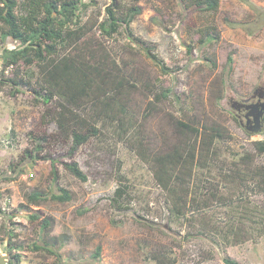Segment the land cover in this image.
I'll return each instance as SVG.
<instances>
[{"label": "rangeland", "instance_id": "rangeland-1", "mask_svg": "<svg viewBox=\"0 0 264 264\" xmlns=\"http://www.w3.org/2000/svg\"><path fill=\"white\" fill-rule=\"evenodd\" d=\"M16 2L21 14L27 0ZM80 4H88L79 13L85 37L75 47L93 49L98 60L108 52L109 62L118 61V68L116 62L105 68V78L125 77V114L117 107L107 115L98 110L97 120L92 106L65 113V129L85 134L95 126L98 131L70 156L71 135L57 121L59 98L45 103L48 93L39 84V64L57 61L70 48L57 45L56 55L28 67L0 60V256L12 263L19 256L17 264H226L225 259L264 264V191L249 170L264 164V153L254 147L264 141V122L260 133L247 132L236 108L264 88V0H218L210 12L189 10L184 0ZM107 7L121 18L140 9L130 24L132 36L167 71L123 28L111 38L100 35ZM5 30L0 56L4 48L18 47L11 38L3 41ZM177 120L224 133L204 157L205 167L193 169L181 216L171 212L151 164L137 155V147L155 155L169 152L183 139ZM71 162L86 182L65 168ZM120 186L126 192L117 200ZM59 188L70 194L69 202L50 198ZM33 192L49 197L32 204L27 197ZM45 221L49 225L42 228Z\"/></svg>", "mask_w": 264, "mask_h": 264}, {"label": "trees", "instance_id": "trees-1", "mask_svg": "<svg viewBox=\"0 0 264 264\" xmlns=\"http://www.w3.org/2000/svg\"><path fill=\"white\" fill-rule=\"evenodd\" d=\"M80 2L81 0H27L23 11L18 14L16 0H0V32L3 28L6 29L1 34L3 41L11 38L18 43V47L13 50L3 49L0 60L5 66L19 65V62H23L28 67L34 62L44 61L46 56L56 55L57 45H65L64 49L70 48V51L59 57L57 61L51 60L46 66V63L39 64V84L48 93L47 96H44L45 103L53 97L59 98V106L62 110L58 114L57 121L61 130L65 129L64 124L68 119L65 113L73 115L75 110L80 111L92 106L91 117L100 119V115L97 114L98 110L106 112V115L107 109L113 110L117 107L121 115L125 114L126 110V104L122 102L125 77L120 74L116 82L105 78L107 71L105 68L114 62L117 66L118 61L109 62L110 54L106 51H103V54L106 53L104 57L98 60V55L94 54L93 49L83 51L75 47L78 41L85 37L82 27L78 24L80 7L85 8L88 4H80ZM114 2L115 0H112V4ZM184 2L189 10L200 8L210 12L215 11L218 7V0H184ZM140 12L139 8H132L128 10L125 17L121 18L112 7H107L106 16L98 25L99 33L103 37L111 38L120 28H123L128 38L139 44L141 49L146 52L147 58L161 66L162 71L165 72L167 68L155 55L150 53V49L142 47L143 43L132 36L130 24ZM259 15L261 17L263 14ZM70 26H73L74 29H70ZM76 40L78 41L76 42ZM205 40L209 42L212 37L207 35ZM117 71L119 70L117 69ZM102 72L104 73L102 74ZM15 83L17 82L15 81ZM19 84L20 82H18V87ZM110 89L114 92V96L109 99L107 92L111 91ZM168 93L169 90H165L161 92V95L166 98ZM157 99L159 100V97ZM111 118L116 119L113 116ZM176 125L179 132L183 134V139L172 146L169 152L155 155L147 153V149L137 147V155L142 161L151 164L150 169L155 182L168 195V200L172 205L171 212L176 216H181L184 214V207L192 192L193 169L205 167L204 157L213 151L214 142L224 139V133L218 128L199 126L191 121L177 120ZM65 131L71 135L70 156L90 137L96 136L98 133L95 126L89 127L85 134L78 132L75 127L69 130L65 129ZM254 147L259 153H264V141L255 142ZM244 157L251 162L249 154ZM241 159L243 161V158ZM65 168L79 181H87L86 175L80 170L77 163L66 164ZM250 168V173L253 174L258 185L264 191V164L252 165ZM52 173L55 174L54 171ZM58 191V194L50 196L53 201L64 203L71 200V196L66 190L59 188ZM125 192L126 187L120 186L115 192L116 199H121ZM47 197H49L48 194L33 192L28 195L27 200L32 204H38L46 200ZM48 225L49 223L45 221L42 228ZM45 250L56 254L54 251ZM99 254L100 248H97L95 255L99 256ZM15 260V263H11L17 264L19 256H16ZM159 261L161 263L160 259ZM225 262L226 264H238L230 259H225Z\"/></svg>", "mask_w": 264, "mask_h": 264}, {"label": "water", "instance_id": "water-1", "mask_svg": "<svg viewBox=\"0 0 264 264\" xmlns=\"http://www.w3.org/2000/svg\"><path fill=\"white\" fill-rule=\"evenodd\" d=\"M254 97H256L259 102L255 103L252 106H247V111L244 118L246 123L244 124L245 130L247 132L258 134L262 131L263 128V118H264V88H260L254 91ZM253 109V110H252ZM0 264H12L10 263L9 256L3 255L0 256Z\"/></svg>", "mask_w": 264, "mask_h": 264}, {"label": "flooded vegetation", "instance_id": "flooded-vegetation-1", "mask_svg": "<svg viewBox=\"0 0 264 264\" xmlns=\"http://www.w3.org/2000/svg\"><path fill=\"white\" fill-rule=\"evenodd\" d=\"M253 94H254V92H253ZM263 100L264 99H262L261 101H263ZM258 102H259V100L256 97H254V95H252L251 99L243 100L242 104L236 106L237 112L239 113V116H238L239 117V123H240V125L242 127H244V124L246 123V119L244 118L246 112L251 110V109H247L246 107L247 106H252V105H254L255 103H258ZM263 122H264V118H263Z\"/></svg>", "mask_w": 264, "mask_h": 264}, {"label": "built area", "instance_id": "built-area-1", "mask_svg": "<svg viewBox=\"0 0 264 264\" xmlns=\"http://www.w3.org/2000/svg\"><path fill=\"white\" fill-rule=\"evenodd\" d=\"M2 143H3V144H9V142H7V141H5V142H4V141H2Z\"/></svg>", "mask_w": 264, "mask_h": 264}]
</instances>
